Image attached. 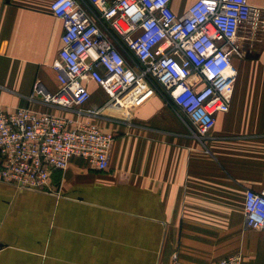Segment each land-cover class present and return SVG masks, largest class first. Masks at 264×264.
<instances>
[{"label": "crops", "instance_id": "0c3cea01", "mask_svg": "<svg viewBox=\"0 0 264 264\" xmlns=\"http://www.w3.org/2000/svg\"><path fill=\"white\" fill-rule=\"evenodd\" d=\"M53 1L0 0V110L69 115L34 95L36 84L61 88L53 64L64 24ZM194 2L170 6L181 16ZM243 39L230 111L204 138L151 94L131 110L84 118L115 135L107 172L75 158L53 173V193L0 182V264H213L234 255L264 264V230L249 229L245 215L247 191H264V34ZM88 88L85 108L108 100Z\"/></svg>", "mask_w": 264, "mask_h": 264}, {"label": "built area", "instance_id": "2783aa9c", "mask_svg": "<svg viewBox=\"0 0 264 264\" xmlns=\"http://www.w3.org/2000/svg\"><path fill=\"white\" fill-rule=\"evenodd\" d=\"M170 5L171 0L52 2V13L64 24L53 64L61 88L50 94L36 84L34 95L69 115L29 106L0 110L1 183L53 193V173L65 171L75 158L107 172L115 135L84 118L116 106L131 110L151 94L175 104L196 136L212 130L216 116L230 111L241 38L264 34V8L249 0H195L177 16ZM89 82L107 94L102 106L85 108ZM245 215L249 229L264 230V191H247ZM213 264H241V257Z\"/></svg>", "mask_w": 264, "mask_h": 264}, {"label": "rangeland", "instance_id": "374dc122", "mask_svg": "<svg viewBox=\"0 0 264 264\" xmlns=\"http://www.w3.org/2000/svg\"><path fill=\"white\" fill-rule=\"evenodd\" d=\"M243 37H245V36H243ZM243 37L241 38L240 41L244 40ZM184 118H185V120H187L188 125H189L188 127L192 131V134H194L196 136V134L194 133V127H193V125L189 122V120L185 116H184Z\"/></svg>", "mask_w": 264, "mask_h": 264}]
</instances>
